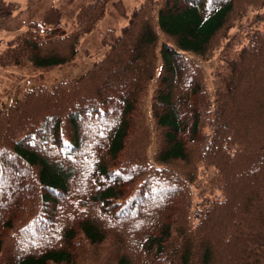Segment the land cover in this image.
Here are the masks:
<instances>
[{
    "label": "trees",
    "instance_id": "trees-1",
    "mask_svg": "<svg viewBox=\"0 0 264 264\" xmlns=\"http://www.w3.org/2000/svg\"><path fill=\"white\" fill-rule=\"evenodd\" d=\"M106 5L82 3L64 31L16 24L0 0V29L24 26L0 66L73 58ZM125 16L80 75L0 109V264H264V0Z\"/></svg>",
    "mask_w": 264,
    "mask_h": 264
},
{
    "label": "rangeland",
    "instance_id": "rangeland-1",
    "mask_svg": "<svg viewBox=\"0 0 264 264\" xmlns=\"http://www.w3.org/2000/svg\"><path fill=\"white\" fill-rule=\"evenodd\" d=\"M11 1V0H6ZM20 8L13 12L16 24L32 20L43 21L48 26L63 25L68 31L78 7L89 0H14ZM141 0H107L106 11L102 18L88 31L81 33L76 44L73 58L50 66H38L32 62L23 65L0 66V109L15 97L36 84L51 86L57 80L74 78L84 72L100 53H91L98 47L103 32L118 28L126 22L125 14ZM24 26L16 30L0 29V50L6 38L18 34ZM189 54L202 66L206 83L214 91L215 82L211 78L212 63L195 53ZM212 83V84H211Z\"/></svg>",
    "mask_w": 264,
    "mask_h": 264
}]
</instances>
